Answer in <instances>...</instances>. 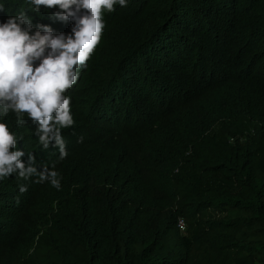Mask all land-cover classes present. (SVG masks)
Instances as JSON below:
<instances>
[{"label": "trees", "instance_id": "obj_1", "mask_svg": "<svg viewBox=\"0 0 264 264\" xmlns=\"http://www.w3.org/2000/svg\"><path fill=\"white\" fill-rule=\"evenodd\" d=\"M126 3L64 93L66 158L0 115L21 161L60 179H0V264H264V0ZM0 6V23H75Z\"/></svg>", "mask_w": 264, "mask_h": 264}, {"label": "clouds", "instance_id": "obj_2", "mask_svg": "<svg viewBox=\"0 0 264 264\" xmlns=\"http://www.w3.org/2000/svg\"><path fill=\"white\" fill-rule=\"evenodd\" d=\"M31 10L57 9L52 15L60 21L73 20L70 35L53 34L47 25H36L26 11L9 16L0 23V115L16 114V123L24 124L23 116L38 122L36 135L45 149L51 141L59 150V159L67 156L61 129L73 125L70 98L64 93L77 81L79 69L86 65L99 44L104 11L113 12L126 0H29ZM0 10L3 7L0 6ZM81 10L84 14L81 15ZM39 61L34 67V62ZM17 138L6 123H0V179L17 174L36 183L49 182L59 190L60 179L55 166L37 171L35 157L29 154L27 166L21 161L24 152L16 148ZM19 191H27L25 185Z\"/></svg>", "mask_w": 264, "mask_h": 264}, {"label": "built area", "instance_id": "obj_3", "mask_svg": "<svg viewBox=\"0 0 264 264\" xmlns=\"http://www.w3.org/2000/svg\"><path fill=\"white\" fill-rule=\"evenodd\" d=\"M177 227L180 230H184V228H185V222H184L183 218H178V220H177Z\"/></svg>", "mask_w": 264, "mask_h": 264}, {"label": "rangeland", "instance_id": "obj_4", "mask_svg": "<svg viewBox=\"0 0 264 264\" xmlns=\"http://www.w3.org/2000/svg\"><path fill=\"white\" fill-rule=\"evenodd\" d=\"M245 139H246V137H243V138H242V140H245Z\"/></svg>", "mask_w": 264, "mask_h": 264}]
</instances>
